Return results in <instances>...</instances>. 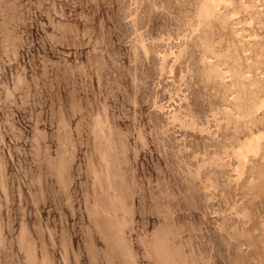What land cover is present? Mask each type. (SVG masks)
Here are the masks:
<instances>
[{
	"label": "rangeland",
	"instance_id": "obj_1",
	"mask_svg": "<svg viewBox=\"0 0 264 264\" xmlns=\"http://www.w3.org/2000/svg\"><path fill=\"white\" fill-rule=\"evenodd\" d=\"M0 264H264V0H0Z\"/></svg>",
	"mask_w": 264,
	"mask_h": 264
}]
</instances>
